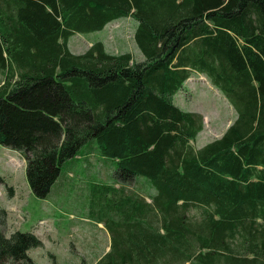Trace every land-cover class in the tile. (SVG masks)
<instances>
[{
  "label": "trees",
  "instance_id": "obj_1",
  "mask_svg": "<svg viewBox=\"0 0 264 264\" xmlns=\"http://www.w3.org/2000/svg\"><path fill=\"white\" fill-rule=\"evenodd\" d=\"M126 17L143 62L102 42L70 52L73 35ZM0 72V145L34 196L92 140L111 159L97 264H264V0H0ZM194 72L237 115L200 149L204 117L174 102ZM4 228L0 264H35L40 238Z\"/></svg>",
  "mask_w": 264,
  "mask_h": 264
},
{
  "label": "rangeland",
  "instance_id": "obj_2",
  "mask_svg": "<svg viewBox=\"0 0 264 264\" xmlns=\"http://www.w3.org/2000/svg\"><path fill=\"white\" fill-rule=\"evenodd\" d=\"M120 31L126 32L128 40H131L129 24L123 25ZM76 41L81 42L79 47L74 45ZM102 41L111 51V25L101 32L75 35L71 39V48L81 54V51L86 52V43ZM119 50L118 54L132 51L128 46H121ZM135 50L139 52L137 48ZM132 53L141 59L137 53ZM2 77L0 72V79ZM174 102L182 110L204 117V129L193 143L197 149L221 138L237 118L221 91L207 76L197 72L175 95ZM92 151L95 163L90 164L92 157H87ZM80 156L61 167L60 176L49 196L39 199L29 188L24 159L17 152L0 145V223L5 221L6 235L21 231L31 232L40 238L44 246L29 251L35 264H91L109 245L103 231L97 227L88 237L72 229V225L86 218L96 219L99 211H107L105 204L111 199V195H105L102 188H98L111 185V159L97 154L95 140L83 148ZM10 188L14 190V197L9 195Z\"/></svg>",
  "mask_w": 264,
  "mask_h": 264
},
{
  "label": "crops",
  "instance_id": "obj_3",
  "mask_svg": "<svg viewBox=\"0 0 264 264\" xmlns=\"http://www.w3.org/2000/svg\"><path fill=\"white\" fill-rule=\"evenodd\" d=\"M127 24L130 25V28L132 30V38L130 41L128 40V35L127 36L125 35L126 32L120 31V29L123 27V25H127ZM108 25H111V51L109 50V46L107 45V43L102 41L105 45L106 51L110 54H118L120 52L119 49H121V46H123V48H126L128 46L131 48L132 51L137 53L139 55V57L141 58V59H138L137 57H135V55L132 53V51H127L135 57L136 60L135 59L134 60L136 62H143L145 60L144 59L145 57L143 56V54H141L142 52L138 48V46L135 42V39H134V35H135L136 30L138 28V23L132 17H126V18L114 20L111 23H109ZM75 35H77V34H75ZM75 35H73L72 37H74ZM72 37L69 39V42H68V48H69L70 52L74 55L83 54L84 53L83 51H81L82 52L81 54H77V52H74L72 50V48H71ZM80 43L81 42L76 41L74 43V45L79 47ZM92 44L93 43H90V42L86 43V51L92 46ZM117 46H118V48H117ZM135 48H137L139 52H137L135 50ZM3 80H4V78L2 77L0 79V83H2ZM94 227H97L103 231V235L107 238L109 245L107 246V248L103 251V253L101 255L96 256L94 258V261L91 264H97L99 262V260L102 258V256L106 255L110 251V248H111V232L109 231L108 226L104 222H102V220H100V218H98V217L96 219H92V220L86 218L84 221H80V223H78L76 225H72V229L75 232L83 234L85 237H88V236L94 234L93 233Z\"/></svg>",
  "mask_w": 264,
  "mask_h": 264
}]
</instances>
